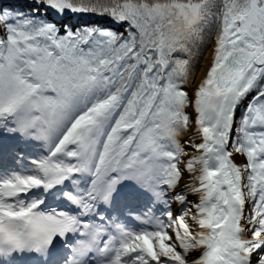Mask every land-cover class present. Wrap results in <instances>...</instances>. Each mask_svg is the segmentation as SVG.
<instances>
[{"label": "snow or ice", "instance_id": "snow-or-ice-1", "mask_svg": "<svg viewBox=\"0 0 264 264\" xmlns=\"http://www.w3.org/2000/svg\"><path fill=\"white\" fill-rule=\"evenodd\" d=\"M0 131L48 153L40 175L0 180V256L79 233L67 264H264V0H0ZM76 174L92 177L64 193L81 216L125 180L183 211L149 209L154 230L132 232L21 199Z\"/></svg>", "mask_w": 264, "mask_h": 264}, {"label": "trees", "instance_id": "trees-1", "mask_svg": "<svg viewBox=\"0 0 264 264\" xmlns=\"http://www.w3.org/2000/svg\"><path fill=\"white\" fill-rule=\"evenodd\" d=\"M11 2H12V0H3L4 6H8ZM212 12H215L214 8L212 9ZM212 12L209 13V22L203 28V31H202V34H201L202 35V39L200 40V42L196 45V47L194 49L193 63L195 64V67H196V73H197V71L199 69L200 62L202 61L201 59H203L202 57H204L203 55H205V52L207 51L208 47L210 46V41L212 39H214V36H215V24H214V18H213ZM72 19H73V22H75L77 17L75 15H73ZM83 22L91 24V23H94V22H97V21H96L95 17H92V18L85 17V20ZM99 23H102V21H100ZM183 136L181 137V140H182ZM38 146L39 147H35V150L37 152L35 160H39L43 156H46V152H45L46 148H45L44 143L40 142V144ZM19 162L20 163H18V164H16V163H8V164L4 165L3 169L12 168V167L15 168L16 166H22L23 165L33 175H40L38 169L36 168V166L33 163H26L24 161H19ZM151 199L152 198L148 197V196H144L143 197L142 204L148 210L151 209V206L155 207V205L152 204ZM166 211H170V210H167V208H165L164 210H162L161 208H158V214L160 216H162V218L164 217L162 214L165 213ZM153 212L154 211L152 210V213Z\"/></svg>", "mask_w": 264, "mask_h": 264}, {"label": "rangeland", "instance_id": "rangeland-1", "mask_svg": "<svg viewBox=\"0 0 264 264\" xmlns=\"http://www.w3.org/2000/svg\"><path fill=\"white\" fill-rule=\"evenodd\" d=\"M212 42V40L210 41V43ZM207 52V51H206ZM205 52V53H206ZM204 56V55H203ZM203 58V57H202ZM202 60V59H201ZM200 66V65H199ZM198 72V71H197ZM197 74V73H196ZM196 77V76H195ZM186 133H188V132H186ZM185 138H186V134H184V136H183V140H185ZM13 162H18L19 163V159L18 158H16V159H14V160H12ZM11 161V162H12ZM25 167V166H24ZM14 173H19V174H21V175H30L29 173H28V171L26 170V168H23V167H21V166H16L15 168L14 167H12V168H6V169H3V168H1L0 169V180H3V179H6V178H10ZM90 176V175H89ZM90 178H92L91 176H90ZM92 180V179H91ZM91 182V181H90ZM130 182H134V181H130ZM138 184V183H137ZM138 187V186H137ZM33 190H36V191H38L39 189H33ZM175 204L176 203H172L171 204V209H172V212H173V214L174 215H179V214H177V212H176V210L174 209V207H175ZM100 204H98V203H96V207L97 206H99ZM139 214V216H137L135 219H137V223L136 224H134L133 226V232H141V231H147V230H151V229H153V226L151 225V224H148V223H144V222H142V220H143V218H144V215L143 214H141V213H138ZM154 216H157V215H154ZM154 230V229H153Z\"/></svg>", "mask_w": 264, "mask_h": 264}, {"label": "bare ground", "instance_id": "bare-ground-1", "mask_svg": "<svg viewBox=\"0 0 264 264\" xmlns=\"http://www.w3.org/2000/svg\"><path fill=\"white\" fill-rule=\"evenodd\" d=\"M214 45V40H212V42L210 43V46L208 47L207 49V52L205 53L202 61L200 62V66H199V69H198V72L196 74V77H195V80L196 82H199V80L205 75V69L210 65V61L212 59V47ZM186 134V138L187 139L189 136L192 137L193 140H196L197 138L192 134L191 131H189L188 133H185ZM241 160V158H237V163H239ZM187 179V177L185 178ZM126 182H128V180H125ZM21 198H26L25 201L28 202L29 200V197L27 195L25 196H22L21 195ZM32 200H29V202H31ZM174 209L176 210L177 214H180L182 211H183V206L182 205H178V204H175V207Z\"/></svg>", "mask_w": 264, "mask_h": 264}]
</instances>
